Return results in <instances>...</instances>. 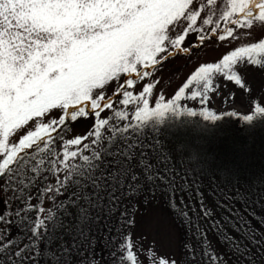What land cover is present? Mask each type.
<instances>
[{
    "label": "snow or ice",
    "instance_id": "snow-or-ice-1",
    "mask_svg": "<svg viewBox=\"0 0 264 264\" xmlns=\"http://www.w3.org/2000/svg\"><path fill=\"white\" fill-rule=\"evenodd\" d=\"M213 46L216 55L202 59L198 49ZM176 57H187L188 70L166 96L154 73ZM251 67L264 71V0H0V264H73L74 252L81 264H100L93 248L98 239L113 244L112 264H145L144 256L148 264H182L129 231L135 204L164 186L173 199L183 190L159 139L149 142L144 129L169 113L202 118L208 122L203 128L237 115L210 104L222 83L250 92L244 73ZM147 78L153 81L135 93L137 81ZM121 80L107 95L106 86ZM118 99L125 110L115 111L120 122L110 124L101 114L115 110ZM187 100H199L200 110L183 106ZM252 110L264 116V107ZM93 115L86 133L73 129L65 139L70 124ZM241 118L251 125L254 115ZM36 152L43 154L40 165L48 158L45 170L55 177L35 197L39 203L24 194L30 180H48L29 159ZM219 190L224 199L217 203L226 214L218 218L203 199L198 209L173 205L189 225L193 212L199 216L194 230L203 251L186 244L183 264H264V232L251 228L247 207L229 203L238 197L241 205L249 203L248 190ZM257 203L264 204V194ZM117 212L119 230L104 223L108 235L100 236L96 226ZM13 225L25 230L23 240L11 236ZM114 231L121 237L115 242ZM209 231L231 251L217 252Z\"/></svg>",
    "mask_w": 264,
    "mask_h": 264
},
{
    "label": "trees",
    "instance_id": "trees-1",
    "mask_svg": "<svg viewBox=\"0 0 264 264\" xmlns=\"http://www.w3.org/2000/svg\"><path fill=\"white\" fill-rule=\"evenodd\" d=\"M260 107H264V104ZM192 108L197 111L200 110L199 105L192 106ZM211 109L214 110L213 108ZM219 113L223 114V111ZM243 114L254 115L251 125L242 120L241 116ZM95 119L94 115L92 118H80L78 123L70 124L69 129L83 122L90 125L92 121L93 124ZM206 123L208 122L203 121L202 118L176 117L169 113L163 122L153 119L147 122L144 129L145 136L149 142H151L152 138L159 139L161 151L168 157L167 166L175 171L177 183L181 184L183 190L178 191L173 199L171 189L164 186L157 189L155 197L149 194L147 200L141 202H143V205H160L163 213L170 218L178 237L182 241L184 253L186 244L203 251L201 247L202 241L197 239L194 230V225L199 216L196 212H193V224L189 225L183 216L179 214V209L173 205H179L180 208L196 207L198 209L199 201L203 199L207 207L213 209L217 218L223 216L226 214V210L222 203H217V201L224 199L223 194L219 190L220 185L229 190L233 186H240L248 190L249 203L241 205L239 197L237 201H230L229 203L233 209L247 207V219L251 228L257 233L264 232V222H262L264 221V204L257 203L261 195L264 194V116L255 114L252 110L248 113L224 116L215 125H210L208 128L201 127V125ZM42 156L43 154L36 152L29 159L36 162L37 167L40 169V174L47 175L49 178L51 173L45 170L48 167V158L43 157L45 158V165L38 163ZM157 158L158 155L154 154L153 159ZM37 175V173H32V176ZM181 177L187 182L186 185L182 183ZM45 182L43 180L38 182L30 180V186L27 187L26 192L28 193L30 188L31 190L37 188L39 195L40 189L43 188ZM24 194L26 195V193ZM181 198L184 201L183 205L180 204ZM35 203H39V201L36 200ZM37 214L34 211L31 215L35 218ZM119 218V213L117 212L110 222L102 221L100 225L96 226L100 228L98 234L100 236L108 235L103 230L104 223L108 224V228L119 230ZM232 223L234 221L229 222V228H231ZM201 224L207 228L206 223L201 221ZM185 233L188 239L183 241ZM10 234L17 242L23 240L26 235L23 228H17L15 225L11 227ZM111 235L113 242L121 239L116 231L112 232ZM236 235H239V233H236ZM208 240L217 252L231 251L230 249H225L224 245L210 231L208 232ZM204 247L207 248V245ZM93 248L95 250V258L100 264H112L110 253L113 244L106 239H98L95 241ZM87 251H89L91 256L92 249H87ZM73 255V264H81V256L75 252ZM184 259L186 261L188 257L185 256ZM42 264H44L43 261Z\"/></svg>",
    "mask_w": 264,
    "mask_h": 264
},
{
    "label": "rangeland",
    "instance_id": "rangeland-1",
    "mask_svg": "<svg viewBox=\"0 0 264 264\" xmlns=\"http://www.w3.org/2000/svg\"><path fill=\"white\" fill-rule=\"evenodd\" d=\"M223 27V24H221ZM190 38L194 39V36L190 34ZM254 41H258L259 37L255 36L252 38ZM217 42V46H218ZM215 47L209 49L200 48L198 49L199 55L202 59L211 60L215 55ZM187 57H176L172 60L168 61L164 65L157 68L154 73V79L156 81H161L160 83V92H163L166 96L171 95L173 90L180 84L181 79L187 73L188 66H186L182 61L186 60ZM245 83L249 91H244L239 88V86L234 83L228 82L227 85L221 84L220 93L216 94L211 101L210 107L215 111L222 112L225 109L234 110L238 113H248L251 112L254 105L263 106L264 104V71H259L255 67H251L250 71L244 73ZM153 78H147L145 81H138L137 87L129 90H133L135 93H138L142 90L143 84L146 82H152ZM119 81H112L109 86H106V94L110 95L113 91H115L116 86ZM159 95V92L157 93ZM120 99H123L121 96ZM115 110H105L104 113L101 114V118L109 119L110 124H115L120 122L119 117L115 115V111H124L125 108L123 105L119 103V100L115 101ZM182 105L186 107L192 106H200L199 100L197 101H182ZM154 107V103H152ZM129 111H134L135 106L130 105L128 108ZM92 125V121L89 123H79L66 130L63 135L65 139L71 136L72 130L76 131L77 135L86 133L90 126ZM107 127V126H106ZM104 130H102V140L103 143H107V135L111 134L110 128L107 131V135H104ZM85 143H90L89 141H85ZM58 151H62L59 145L56 146ZM84 154H90L87 150H85ZM83 163V161H80ZM55 177L51 173L48 180L45 182L43 187H46L48 183H52ZM30 193H33L34 199L33 203L36 202L35 197L38 195L37 188L35 190H31ZM28 192V193H29ZM27 195V192H25ZM40 195V194H39ZM19 205V202H16ZM50 203V202H48ZM3 207V205H0ZM123 210V209H121ZM134 219L136 220V224L132 226L129 231L132 233V237L137 241H143L145 247H155L159 252L164 253H172L177 258H180L183 264L185 261L184 251L182 249V241L177 235L175 228L170 220V218L165 215L159 204H145L143 202L135 204L134 208ZM187 235L184 234L183 241H186ZM190 242V241H189ZM191 243V242H190ZM145 261V264H148L147 256L142 257Z\"/></svg>",
    "mask_w": 264,
    "mask_h": 264
}]
</instances>
